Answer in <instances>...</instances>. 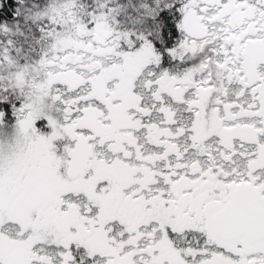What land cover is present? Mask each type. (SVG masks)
I'll return each mask as SVG.
<instances>
[{"label": "snow or ice", "instance_id": "6c2138e0", "mask_svg": "<svg viewBox=\"0 0 264 264\" xmlns=\"http://www.w3.org/2000/svg\"><path fill=\"white\" fill-rule=\"evenodd\" d=\"M0 264H264V0H0Z\"/></svg>", "mask_w": 264, "mask_h": 264}]
</instances>
